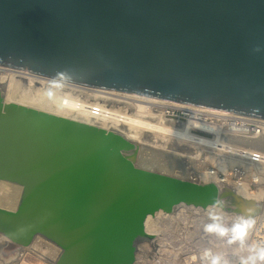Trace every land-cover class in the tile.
I'll return each mask as SVG.
<instances>
[{
    "label": "water",
    "instance_id": "95a60500",
    "mask_svg": "<svg viewBox=\"0 0 264 264\" xmlns=\"http://www.w3.org/2000/svg\"><path fill=\"white\" fill-rule=\"evenodd\" d=\"M0 65L264 118V0H0ZM133 148L0 101V179L22 186L16 209L0 208L9 246L40 233L63 248L56 264H130L147 214L219 198L231 211L232 189L136 166Z\"/></svg>",
    "mask_w": 264,
    "mask_h": 264
},
{
    "label": "bare ground",
    "instance_id": "6f19581e",
    "mask_svg": "<svg viewBox=\"0 0 264 264\" xmlns=\"http://www.w3.org/2000/svg\"><path fill=\"white\" fill-rule=\"evenodd\" d=\"M2 68V72L0 71V86L7 91L4 97H2L0 93V101L2 103L15 102L56 115L93 124L106 130L116 131L126 139L135 142H133L134 148L130 151H125L124 154L131 158L134 165L139 167L160 171L182 179H191L198 183H207L212 181L210 180L208 172L201 171L202 174H200V178H193V175H190L189 169L181 164L182 156H186L187 159L190 160V163L193 164L194 168L197 169L200 166L202 168L203 166L207 167L209 162L213 160V153L215 149L219 148V144L229 145L236 142L264 153V128L263 132L255 136L245 134L239 135L235 132L221 133L217 125L214 126L213 123L200 121V118L204 117L203 115L229 116L231 115L230 111L194 106L115 89L91 87L57 79L56 85L52 83L55 87L54 89L47 88V90H43L42 88H38L34 91L32 89L25 90L23 87H20L22 85L19 83L20 78L15 79V75H18V77L26 76V79L29 77L32 82L37 81L41 84H50L48 81H45V79L56 80L54 78L51 79L28 72L26 69L12 68L9 66H4ZM57 86L62 89H69L70 91H64L60 88V90L58 88L56 89ZM2 88L0 92H2ZM14 93L19 94L18 97L15 98ZM163 105L182 108L190 113L189 118L181 122L166 118L163 111L158 109ZM92 106L98 109L95 113L92 112ZM194 131H202L212 134V136L203 135ZM143 132L154 133L161 136V138L171 137L179 140L181 143L183 142L181 151L179 150L180 152H177L175 150L176 152H173V150H170L169 153H160V151L155 152L150 150L149 147L144 145L146 142L141 136ZM152 139L153 138H151V140ZM147 143H149V141ZM171 148L175 149L176 147L171 146ZM222 148L226 149V147ZM260 171H262V169H260ZM260 189L259 187L251 185L235 188L234 191L231 192L232 195L226 198L233 205L232 210L229 212L225 210V206L221 207V204L224 205L222 203V198L218 199L220 205H208L202 208V210L205 212L210 209H215L227 216L230 214L228 218L232 219L245 217L247 214L254 211V204L256 203L253 202V190L258 192ZM21 193L22 186L19 183L0 179V208L8 211L15 210ZM220 193L226 195V192L221 191ZM222 195L223 194H221L220 197ZM178 205H182V203ZM185 206H191L195 209L200 208L198 206L186 204ZM162 213L165 212L158 209L153 214L146 215L144 228L148 233L155 234V231L158 230L159 224L157 218L161 216L160 214ZM0 240H3L2 243L6 245L13 244L2 232H0ZM14 245L17 248H21L22 251L26 249L33 250V252L41 254V257L43 255L42 258H44V256L50 257L52 263H56L58 256L63 252L61 246L40 233H35L26 245H18L15 243ZM215 246H217V244H215ZM13 255L14 252L12 253L9 251L6 253V250L1 248L0 264H5L13 259L15 257ZM11 262H15V259ZM15 264L30 263L21 260L20 262H15ZM113 264L120 263L116 261Z\"/></svg>",
    "mask_w": 264,
    "mask_h": 264
},
{
    "label": "built area",
    "instance_id": "2783aa9c",
    "mask_svg": "<svg viewBox=\"0 0 264 264\" xmlns=\"http://www.w3.org/2000/svg\"><path fill=\"white\" fill-rule=\"evenodd\" d=\"M2 67L4 65H0V71L3 70ZM97 110L92 106L93 113ZM230 112L229 116L203 115L200 121L217 125L221 133L235 132L239 135L255 136L263 132L264 118ZM163 114L177 122L185 117L189 118L190 115L188 111L170 105H166ZM197 132L212 136L202 131ZM223 145L219 144V148L215 149L214 161L211 160L207 167L202 168L199 165L200 167L195 169L186 156H182L181 164L189 169L193 178H200L201 171L208 172L211 182L219 188H229L234 191L235 188L242 186H263L264 153L236 142ZM178 204L174 205L171 211H164L165 213L157 218L159 228L155 234H151L150 238H139L134 242L130 264H209L204 257L205 252L222 255L228 264H231L228 258L221 254L220 248L215 246L216 242L213 239L217 240V238L214 233L205 231L204 222L208 218L202 207L195 209L185 206L184 203ZM242 218L255 221L249 230L247 243L264 240V215L257 214ZM240 219H231L230 226L232 227ZM224 239L227 241L228 238L224 237Z\"/></svg>",
    "mask_w": 264,
    "mask_h": 264
},
{
    "label": "rangeland",
    "instance_id": "374dc122",
    "mask_svg": "<svg viewBox=\"0 0 264 264\" xmlns=\"http://www.w3.org/2000/svg\"><path fill=\"white\" fill-rule=\"evenodd\" d=\"M2 72V71H1ZM28 72H30V71H28ZM41 76H43V75H41ZM31 77H33V76H31ZM45 77H47V76H45ZM15 79H19V83L20 84H22L20 87L22 88H24L25 90L26 89H32L33 91L35 90V89H38V88H42L43 90H47V88H49V89H54L55 87H54V85H56L57 84V80H56V78H54L56 81H54V80H46L45 79V81H48V83H50V84H47V83H45V84H41L40 82H37V81H35V82H32L31 80H30V78L29 77H27V79H26V76H20V77H18V75H15V77H14ZM49 78H51V79H53L52 77H49ZM22 79V80H21ZM44 79V78H43ZM24 83H23V82ZM29 82H30V84H32V85H30L29 84ZM54 85H53V84ZM19 84V85H20ZM26 85V86H25ZM53 85V86H52ZM44 86V87H43ZM50 86H52V87H50ZM19 87V88H20ZM1 88H2V86H0V90H1ZM20 88V89H21ZM59 89L60 87L59 86H57L56 87V89ZM61 90H64V91H70L69 89H62V88H60ZM59 89V90H60ZM3 92V93H2ZM2 92H0L1 93V95H2V97H4V95L6 94V90L4 89V88H2ZM72 92V91H71ZM83 94V93H82ZM18 95L19 94H17V93H14V97L16 98V97H18ZM88 99H90V98H88ZM125 108V107H124ZM165 108H166V106L165 105H163V106H161L160 108H158V109H161V111H164L165 110ZM126 109V108H125ZM166 118H171L170 116H167V115H164ZM188 118L187 117H185V118H183V119H180V121L179 122H181V121H185V120H187ZM194 132H196V133H199V132H197V131H194ZM153 134L154 133H149V132H143L142 133V137H143V140H145V142L147 143L148 141H149V143H144V145H146V147H149V149L150 150H153V151H155V152H157V151H160V153L162 152V153H164V152H166V153H169V151L170 150H173V152L176 150L177 152L180 150L181 151V146H182V143H181V141H179V140H176V139H174V138H171V137H167V138H165V137H162L161 138V136H159V135H156V134H154V136H153ZM200 134H202V133H200ZM152 135V136H151ZM156 135V136H155ZM203 135H206V134H203ZM157 136H159L158 138H156ZM146 138V139H145ZM151 138H153L154 139V141H153V139L151 140ZM156 139H157V142H156ZM164 141V142H163ZM134 142V141H133ZM151 142V143H150ZM135 143V142H134ZM160 143H162V144H160ZM160 144V145H159ZM175 144V145H174ZM157 145H159V146H157ZM165 145V146H164ZM171 146H175L176 148L174 149V148H171ZM158 147V148H157ZM162 147V148H161ZM164 147V148H163ZM168 147V148H167ZM179 148V149H178ZM175 151V152H176ZM179 151V152H180ZM259 188H261L260 190H258V192L256 191V190H253V192H252V194H253V202L254 203H256V204H254V211H256V212H258V214L260 213V214H263L264 215V185L263 186H259ZM261 192V193H260ZM257 193V194H256ZM254 194H255V196H254ZM259 194V195H258ZM260 196V197H259ZM259 201H258V200ZM223 200H224V198H222V203L224 204V202H223ZM258 202V203H257ZM228 205H230L231 206V209L230 210H232V207H233V205L230 203V202H226ZM261 208H260V207ZM259 208V209H258ZM211 210V209H210ZM210 210H207V211H205V213H206V216H207V221H205L204 222V224L205 225H208V224H211L213 221L211 220V218H210V216H209V211ZM212 211H214L216 214H218V215H220L221 217H222V223L226 226V227H228V228H230L231 226H230V223H231V219L232 218H228V216H230V214L227 216V215H225V214H223V213H221V212H218V211H216L215 209H212ZM227 212H229V211H227ZM163 214V213H162ZM162 214H160V215H162ZM215 235V237L217 238V240L215 239H213V241L214 242H216L217 241V247L218 248H220V251H221V254H224L223 256L224 257H227L228 258V260H229V262L231 263V264H240V257L241 256H243V255H247V253L246 252H241V251H239V245L238 244H228L227 243V241L224 239V237H220V236H218L217 234H214ZM219 240V241H218ZM2 241L3 240H0V249L1 248H4L5 250H6V253L7 252H14V255L13 256H15L13 259H11V260H9L8 262H6L5 264H9V263H12L11 261H14V259H15V262L17 263V262H20L21 260L23 261H27V262H29L30 264H56V263H52V261H51V258L49 257H47V256H44V258H42L43 257V255H42V257H41V254H38V253H35V252H33V250H25V251H22L21 250V248H11L8 244L6 245V244H3L2 243ZM220 246V247H219ZM38 254V255H37ZM39 255H40V257H39ZM51 261V262H50ZM15 262H13L12 264H15Z\"/></svg>",
    "mask_w": 264,
    "mask_h": 264
},
{
    "label": "clouds",
    "instance_id": "9594fccd",
    "mask_svg": "<svg viewBox=\"0 0 264 264\" xmlns=\"http://www.w3.org/2000/svg\"><path fill=\"white\" fill-rule=\"evenodd\" d=\"M209 216L213 222L205 226L206 232L217 234L220 237H227L228 244H238L239 251L247 253V255L240 257V264H264V240L252 244L247 243L249 230L255 223L253 219L241 218L231 228H228L222 223V217L214 211L210 210ZM204 257L209 264H228V261L222 255L205 252Z\"/></svg>",
    "mask_w": 264,
    "mask_h": 264
},
{
    "label": "crops",
    "instance_id": "0c3cea01",
    "mask_svg": "<svg viewBox=\"0 0 264 264\" xmlns=\"http://www.w3.org/2000/svg\"><path fill=\"white\" fill-rule=\"evenodd\" d=\"M17 248V247H16Z\"/></svg>",
    "mask_w": 264,
    "mask_h": 264
}]
</instances>
